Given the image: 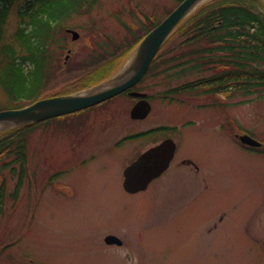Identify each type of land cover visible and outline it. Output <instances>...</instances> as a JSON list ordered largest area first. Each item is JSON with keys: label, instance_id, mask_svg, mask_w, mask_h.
Instances as JSON below:
<instances>
[{"label": "rangeland", "instance_id": "obj_1", "mask_svg": "<svg viewBox=\"0 0 264 264\" xmlns=\"http://www.w3.org/2000/svg\"><path fill=\"white\" fill-rule=\"evenodd\" d=\"M23 1L12 0L8 7L1 25L4 44L12 43ZM215 2L202 0L181 21L151 71L133 88L149 99L151 112L144 120L130 118L133 101L122 93L26 131V169L18 194L19 171L0 175L5 189L0 264H264V146L249 151L236 138L250 134L264 145V91L225 93L229 87H224L209 93L202 87L171 93L210 74L206 68L182 72L179 63L186 60L181 57L188 56L180 54L192 48H178L185 39L178 28ZM44 3L58 8L55 14L67 5L71 12L59 30L60 45L50 52L42 98L77 94L120 73L152 24L178 4L95 0L75 13L70 0ZM252 7L264 17V0ZM68 29L80 39L72 42ZM163 59L170 60L160 66ZM6 108L0 87V110ZM158 128L167 130L102 153L121 137ZM164 137L177 145L168 171L145 192L126 194L124 169L137 152ZM108 234L119 237L123 246L108 247L103 241Z\"/></svg>", "mask_w": 264, "mask_h": 264}, {"label": "trees", "instance_id": "obj_2", "mask_svg": "<svg viewBox=\"0 0 264 264\" xmlns=\"http://www.w3.org/2000/svg\"><path fill=\"white\" fill-rule=\"evenodd\" d=\"M11 1L0 0V43L3 44L0 49V87L8 99L9 108L6 109H20L37 102L45 94L50 75V52L57 43L60 45L57 39L59 30L71 11L68 12L66 7L69 5L66 4L55 14L58 8L50 7L44 0H24L17 10L20 23L12 36V43L4 44L1 25ZM94 1L70 0V3L76 13ZM176 1L180 3L182 0ZM256 3L257 0H217L178 28L182 39L185 37L180 40L178 48L181 50L184 45L192 48L180 54V57L188 56L181 57L186 60L183 64L179 63L182 72L189 74L203 68L210 71L208 76L198 81V87L205 86L200 83L204 81L208 86L217 85L216 92L222 91L224 87L225 90L229 87L232 92L241 91L248 95L264 91V17L253 9ZM167 43L160 51L164 50ZM163 60L160 66L170 59ZM26 65L30 68L25 69ZM179 91L180 88L171 93ZM33 126L0 134V175L4 170L12 174L19 171L15 194H18L25 174L26 131ZM4 190V183L1 182L0 211Z\"/></svg>", "mask_w": 264, "mask_h": 264}, {"label": "water", "instance_id": "obj_3", "mask_svg": "<svg viewBox=\"0 0 264 264\" xmlns=\"http://www.w3.org/2000/svg\"><path fill=\"white\" fill-rule=\"evenodd\" d=\"M201 1H182L167 18L145 36L122 71L105 82L77 94L42 99L22 109L0 111V127L3 129L1 131L19 129L51 118L72 114L95 106L129 89L143 77L164 42ZM69 32L72 33L73 40L79 38L78 33ZM130 95L143 96L138 93H130ZM149 111L148 103L142 101L134 106L131 116L134 119H144ZM239 141L252 148L261 146L248 135L240 136ZM173 153L174 143L170 140L146 151L124 171V190L130 194L144 190L151 180L168 168ZM106 242L120 244V241L113 236L107 237Z\"/></svg>", "mask_w": 264, "mask_h": 264}, {"label": "flooded vegetation", "instance_id": "obj_4", "mask_svg": "<svg viewBox=\"0 0 264 264\" xmlns=\"http://www.w3.org/2000/svg\"><path fill=\"white\" fill-rule=\"evenodd\" d=\"M200 80H202V79H200ZM200 83H203V84H205V86H206V88H209L210 90H211V92H212V89L213 88H217V85H215V86H213V85H210V86H208L207 85V83L206 82H200ZM200 87H203V86H200ZM230 89V90H229ZM184 91H186V84L184 85ZM214 92H216V90L214 91ZM229 92H231V88H228L227 90H226V92L225 93H229ZM224 93V92H223ZM214 94H217V93H214ZM126 95V94H125ZM137 102V100H134V103H136ZM148 138V140H150L152 137H146V136H138V135H130V136H124V137H121V138H119L117 141H115L113 144H111V146H109L108 148H106L105 150H103V152L102 153H106V152H111V151H113V150H118V149H121L123 146H125V145H130V146H134V145H136L137 143H139V142H142V141H144V139H147ZM167 139V137H164L161 141H159L157 144H160L161 142H163L164 140H166ZM157 144H154L153 146H155V145H157ZM153 146H151V147H153ZM150 148V147H149ZM145 151V150H144ZM144 151H140V152H137V154L135 155V158L130 162V164L132 163V162H134ZM176 152H177V145H176V150H175V155H174V159H175V157H176ZM97 157V156H96ZM94 159L95 158V156H93V157H90L89 159L90 160H92V159ZM174 160H172V162H173ZM84 162H86V161H81L79 164H84ZM172 162L170 163V165L172 164ZM180 163L181 164H183V165H188V164H191V165H194L191 161H189V160H182V161H180ZM194 167L195 168H197L195 165H194ZM168 171V170H167ZM166 171V172H167ZM162 176H160L158 179H160ZM158 179H155V180H153V182L152 183H150L149 185H148V188L155 182V181H157ZM148 188H147V190H148ZM143 193V192H142ZM137 194H140V193H137ZM137 194H134V195H137ZM129 195V194H128ZM110 235V234H109ZM122 246H123V242H122ZM122 246H120V247H122ZM113 247V246H112Z\"/></svg>", "mask_w": 264, "mask_h": 264}, {"label": "bare ground", "instance_id": "obj_5", "mask_svg": "<svg viewBox=\"0 0 264 264\" xmlns=\"http://www.w3.org/2000/svg\"><path fill=\"white\" fill-rule=\"evenodd\" d=\"M102 103V102H101ZM166 173V172H165Z\"/></svg>", "mask_w": 264, "mask_h": 264}]
</instances>
